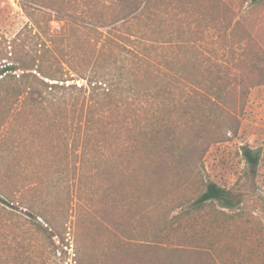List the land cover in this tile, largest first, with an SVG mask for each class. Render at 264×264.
<instances>
[{
    "label": "trees",
    "instance_id": "1",
    "mask_svg": "<svg viewBox=\"0 0 264 264\" xmlns=\"http://www.w3.org/2000/svg\"><path fill=\"white\" fill-rule=\"evenodd\" d=\"M31 2L53 7L46 0ZM20 4L33 25L0 41V105L8 102V114L23 102L32 112L44 108L51 115L47 150H54L52 131L63 123L72 136L66 142L64 135V145L71 144L75 156L68 159L65 149L61 162L49 153L34 164L39 169L27 185L21 180L28 176H1L0 201L18 202L27 217L13 222L10 238L0 224V264H190L183 256L190 248L163 243L182 219L190 226L205 207L232 210L241 194L201 178L190 198L168 194L201 177L208 147L237 133L251 89L264 85V0H109V22L94 15V25H85L103 43L90 50V74H78L86 80L79 85L66 84L74 78H63L62 67L48 63L57 55L49 44L64 25L53 33L52 21L60 17L46 11L34 16ZM101 25L109 26L105 35L95 28ZM208 28L222 48L214 59L201 43ZM8 114L0 118V143ZM2 153L0 147V164L9 166ZM243 155L254 176L259 153L244 147ZM10 183L14 189L7 188ZM133 197L142 202L135 209ZM150 212L154 230L131 237L127 226ZM193 251L208 249L197 245Z\"/></svg>",
    "mask_w": 264,
    "mask_h": 264
},
{
    "label": "rangeland",
    "instance_id": "2",
    "mask_svg": "<svg viewBox=\"0 0 264 264\" xmlns=\"http://www.w3.org/2000/svg\"><path fill=\"white\" fill-rule=\"evenodd\" d=\"M31 1L0 0V41L9 42L20 30L25 31L33 25L32 19L21 7L20 2L25 3L27 12L33 13L34 16L43 14L42 11L51 13L52 18L58 16L61 21L53 19L52 32L57 33L59 27L64 24L62 25L63 31L58 32L59 37L53 44H49L53 49L55 48L54 53L56 52L57 55L55 59L51 58L48 63L59 69L62 67L63 78H74L67 80L66 84H86V80L78 78V74L84 76L90 74L91 66L88 65L86 59L89 58L93 46L102 44L103 39H101V34L86 29L85 25L87 27L94 25L90 23L94 19V15L104 18L103 22H109L110 9L107 7L109 0H46L54 10L35 3L32 4ZM34 27H36L35 24ZM95 28L105 35V32L108 33L109 26L101 25L95 26ZM35 30L36 28L33 31L35 32ZM216 35L214 29L208 28L201 40L205 56H210L213 59L218 52L219 54L222 52L220 51L222 50L221 43L219 39H216ZM97 37L99 38L98 42L96 41ZM7 49L10 50L9 47ZM217 58L221 59V56ZM5 60L7 59L2 60V64ZM1 106L0 118L2 120V114H8L9 104L4 102ZM24 106L25 102L21 104L18 112L14 106L12 107V111L9 112L10 124L7 123L2 129L5 140L0 143V147L9 166L0 164V179L4 180V177L1 178V176L6 172L9 177H13V180L17 178L20 180L23 176H28L27 179L21 180L27 185L28 180L39 169L34 164H39L45 156L49 157V153L52 152L55 159L64 162V150L66 149L64 139L67 138L66 142H71L72 136L71 133L70 135L65 134L67 131H65L63 123L57 122L59 129L58 126H55V130L52 131V135L55 137L53 141L55 148L49 152L47 148L52 143L47 141L46 135L47 123H49L48 119L51 115H48L42 107L36 108L37 110L32 112L29 107ZM72 114V111H67L68 125L72 124L70 122ZM60 120L63 119H58V121ZM69 132L72 130L70 129ZM72 147L71 144L67 146L68 159H73L75 156ZM244 147L259 153V163L254 176L249 173L247 161L243 155ZM200 175L199 180L193 179L185 188H174L171 193L169 191L168 197L176 199L180 194L186 198L194 196L196 191L202 187L201 178L203 182L210 180L222 187L233 188L241 194V204L232 210L220 208L218 205L205 207L199 213L194 214L190 226L185 225L186 222L182 219L180 229L177 232L173 231L169 241L164 242L163 245L173 247L176 244H181L184 248H190L186 249L187 252H183L185 253L184 259L190 264L201 262L203 264H264V85L251 89L246 104L239 114L237 133L229 135L228 139L212 143L208 147L201 159ZM182 179L183 176L180 177V180ZM7 188L14 189L13 183L8 184ZM67 190H70L71 193L74 191L72 184L69 188L67 187ZM136 199L133 197L131 209L142 204ZM69 208L71 216L67 222L66 235L71 243L69 245L71 252L76 211L74 201L71 202V205L69 202ZM178 211L179 209H176L172 214ZM26 213V208L18 202L0 201V224L4 226L2 231L7 234V238L11 236L10 228L14 227L13 222L17 219H25ZM134 221L127 227L130 230L128 234L136 240L142 238L144 230L152 232L155 228V218L152 216V212L149 213V217L136 215ZM143 226L146 227L143 228ZM197 245L207 248L208 251L203 252L204 254L193 251Z\"/></svg>",
    "mask_w": 264,
    "mask_h": 264
}]
</instances>
